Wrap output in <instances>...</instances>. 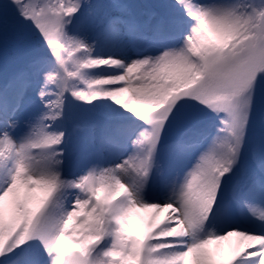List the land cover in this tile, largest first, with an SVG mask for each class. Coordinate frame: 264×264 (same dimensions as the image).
Listing matches in <instances>:
<instances>
[{"label":"snow or ice","instance_id":"obj_1","mask_svg":"<svg viewBox=\"0 0 264 264\" xmlns=\"http://www.w3.org/2000/svg\"><path fill=\"white\" fill-rule=\"evenodd\" d=\"M262 83L264 0H0V264H264Z\"/></svg>","mask_w":264,"mask_h":264},{"label":"bare ground","instance_id":"obj_2","mask_svg":"<svg viewBox=\"0 0 264 264\" xmlns=\"http://www.w3.org/2000/svg\"><path fill=\"white\" fill-rule=\"evenodd\" d=\"M153 210H140L137 213H135L132 217V231H134L136 234H142L144 231V228L146 226L147 219L151 216ZM247 211H255L259 213L260 211H264V205H261L259 202H256L253 205L252 209H247ZM161 216L163 213L160 214ZM71 243V241H65L66 244ZM213 249L215 248V245L210 246Z\"/></svg>","mask_w":264,"mask_h":264},{"label":"rangeland","instance_id":"obj_3","mask_svg":"<svg viewBox=\"0 0 264 264\" xmlns=\"http://www.w3.org/2000/svg\"><path fill=\"white\" fill-rule=\"evenodd\" d=\"M14 49H15V42H13V44H11L10 46H9V55L11 56V55H14ZM262 88H264V83H262ZM87 114H83L82 116H81V118L77 121V123H84V122H86L87 121ZM68 246L69 247H71L72 246V244L69 242V244H68Z\"/></svg>","mask_w":264,"mask_h":264}]
</instances>
